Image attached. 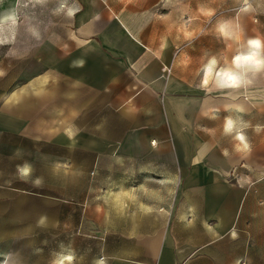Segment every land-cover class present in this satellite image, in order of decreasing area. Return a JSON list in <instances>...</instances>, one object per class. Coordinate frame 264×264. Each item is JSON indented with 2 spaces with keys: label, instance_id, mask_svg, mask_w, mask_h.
<instances>
[{
  "label": "crops",
  "instance_id": "0c3cea01",
  "mask_svg": "<svg viewBox=\"0 0 264 264\" xmlns=\"http://www.w3.org/2000/svg\"><path fill=\"white\" fill-rule=\"evenodd\" d=\"M80 1L70 31L93 42L64 65L78 90L62 109L81 135L49 142L76 264H264V73L202 89L193 46L152 43L123 10ZM227 115L249 123L247 150L223 134Z\"/></svg>",
  "mask_w": 264,
  "mask_h": 264
},
{
  "label": "rangeland",
  "instance_id": "374dc122",
  "mask_svg": "<svg viewBox=\"0 0 264 264\" xmlns=\"http://www.w3.org/2000/svg\"><path fill=\"white\" fill-rule=\"evenodd\" d=\"M103 1L133 16L143 37L152 43L160 35L178 45L193 46L198 61L206 53L232 55L236 43L224 41L216 33L222 20L232 22L242 41L254 36L264 39V7L255 3V11L240 13L237 0ZM79 3L66 0V7L56 12L60 0L45 4L0 0L1 9L10 4L14 11L13 16L0 20V264H49L53 254L70 240L69 230L63 226V199L57 195L67 186L66 175L62 165H52L49 142L77 143L81 135L77 126L70 127L73 132L63 126L62 109L63 91L66 89L69 98L78 90L77 85L64 83V65L72 67L93 42L79 40L70 31ZM209 11L213 15H207ZM33 31L39 33L38 38ZM39 77L44 82L29 87ZM13 93L18 95L11 99ZM25 163L31 165V171L21 177L18 169ZM43 193L51 197H37ZM36 219L39 227L34 225ZM71 247L76 251V245Z\"/></svg>",
  "mask_w": 264,
  "mask_h": 264
},
{
  "label": "clouds",
  "instance_id": "9594fccd",
  "mask_svg": "<svg viewBox=\"0 0 264 264\" xmlns=\"http://www.w3.org/2000/svg\"><path fill=\"white\" fill-rule=\"evenodd\" d=\"M47 0H35V3L45 4ZM239 4L238 12L248 13L255 11L253 4L257 7H264V0H237ZM66 7V0H60L59 6L55 9L60 12ZM73 9L68 8L71 14ZM211 16L213 13H206ZM216 33L219 38L224 41H233L236 43L232 55L227 54H205L201 58V64L198 74L201 76L200 86L202 89H209L212 86L216 90L240 89L252 84L253 79L264 73V39L259 36L249 37L241 40L239 32L233 27L230 20H222L216 25ZM37 38L39 33H32ZM228 47V45H227ZM238 112H243L242 108H237ZM250 125L242 119H234L231 115H227L223 120V134L232 136L237 143V150H247L249 145L245 135V129ZM264 130V125H256L254 131L257 133ZM21 177H27L31 171V165L25 163L19 169ZM40 183L39 178L35 181ZM77 256L74 249L70 245H61L60 250L55 252L49 264H76ZM98 264H103L99 261Z\"/></svg>",
  "mask_w": 264,
  "mask_h": 264
},
{
  "label": "bare ground",
  "instance_id": "6f19581e",
  "mask_svg": "<svg viewBox=\"0 0 264 264\" xmlns=\"http://www.w3.org/2000/svg\"><path fill=\"white\" fill-rule=\"evenodd\" d=\"M13 15H14L13 5L6 4L2 9L0 8V20H4L5 18Z\"/></svg>",
  "mask_w": 264,
  "mask_h": 264
}]
</instances>
